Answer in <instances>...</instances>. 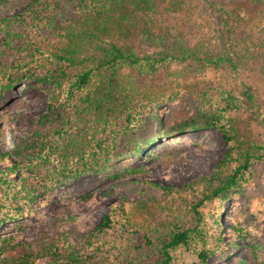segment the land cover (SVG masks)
I'll list each match as a JSON object with an SVG mask.
<instances>
[{
    "label": "rangeland",
    "instance_id": "rangeland-1",
    "mask_svg": "<svg viewBox=\"0 0 264 264\" xmlns=\"http://www.w3.org/2000/svg\"><path fill=\"white\" fill-rule=\"evenodd\" d=\"M32 1L0 0V74L12 78L1 83L0 77V153L7 154L0 168L11 181L26 177L37 189L36 198L21 214L0 225V238L10 236L12 244L20 246L16 253L51 245L60 254L77 258L59 259L58 264H161L165 259L161 244L178 226L199 233L189 247L171 252L168 264H200L202 250L209 253L206 264H264V161H255L245 183L224 199L200 203L203 190L210 186L207 180L234 167V163L221 165L226 144L219 128L169 137L161 133L203 106L222 105V91L237 95L247 80L243 71L188 60L162 66L150 76L128 73L129 79L150 86L156 96L151 108L140 110L134 127H125L123 115L112 116L108 134L115 140L113 151L86 168L73 163L61 167L57 161L38 165L25 146L35 133L47 135L62 124L41 119L57 93L39 81L32 68H17L31 51L30 40L49 33L42 24L24 28L18 23V15ZM154 1L156 22L171 32L182 31L190 46L201 43L219 52L217 20L223 16L239 46L252 49L264 38V2L208 0L203 5V0H194L170 12L164 1ZM48 3L52 25L77 18L74 0ZM213 4L223 14L212 11ZM133 50L155 55L162 47L136 41ZM9 83L12 87L7 88ZM258 92L256 100L264 113V86ZM61 112L64 118L69 114L66 103ZM236 117L251 138L263 139V129L242 111ZM63 167L66 171L59 169ZM153 202H174L173 213L143 216L135 211L147 212ZM107 212L114 222L99 233L96 226Z\"/></svg>",
    "mask_w": 264,
    "mask_h": 264
},
{
    "label": "trees",
    "instance_id": "trees-1",
    "mask_svg": "<svg viewBox=\"0 0 264 264\" xmlns=\"http://www.w3.org/2000/svg\"><path fill=\"white\" fill-rule=\"evenodd\" d=\"M74 1L77 18L64 19L53 25L49 0H33L18 15V23L24 28H34L39 24L49 28V33L41 39L30 40L31 51L17 62V68H32L38 80L57 93L41 119L47 124H62L60 129H54L47 135L35 133L24 149L28 155L35 158L38 165L57 161L61 167L73 163L86 168L91 162L113 151L115 140L108 134L112 131L110 120L113 115H123L125 127H134L138 121L136 117L141 115L140 110L152 107L156 94L150 86L129 79L128 73L134 72L139 77L150 76L162 66L193 60L206 67L240 69L247 80L242 82L237 95L222 91V105L208 109L203 106L192 117L162 128L161 133L169 137L219 128L226 144L221 165L234 163V167L225 174L220 170L215 172L207 180L210 186L203 190L199 201L221 200L240 188L252 164L264 161V135L261 141L251 138L249 132L241 129V122L236 117L242 111L264 133V113L260 111L255 96L264 86V38L252 49L239 46L233 40L226 16H223L217 20L220 27L217 40L222 45V52L220 49L214 53L208 45H188L182 31L171 32L166 25L157 23L154 18L158 11L154 0ZM162 1L166 3L167 11L177 12L185 1L192 3L194 0ZM203 1L204 5L208 0ZM220 3L229 4L226 0ZM212 7V11L223 14L216 4ZM136 41L161 46L162 50L155 55L137 54L133 50ZM0 75L1 83L12 81L9 74ZM6 87H12V83ZM65 103L69 108L66 118L61 112ZM224 120L228 125L222 124ZM6 155L0 153V161L7 159ZM59 169L66 171V167ZM36 190L26 177L11 181L5 175V170L0 168V225L21 214L36 198ZM173 207L174 202H153L147 212L142 208H135V211L140 215L157 212L171 214ZM113 222L110 213H104L96 231L104 232ZM196 232V228L174 226L161 244L165 257L161 264L170 262L171 252L189 247L199 233ZM12 243L10 236L0 238V264H37L39 259L47 260L46 264H58L59 259L70 262L77 259L74 254H60L51 245L16 253L20 246ZM198 255L200 264H206L209 253L202 250Z\"/></svg>",
    "mask_w": 264,
    "mask_h": 264
}]
</instances>
